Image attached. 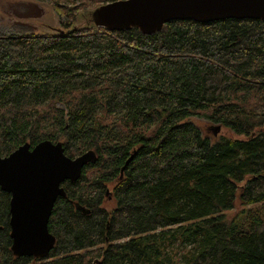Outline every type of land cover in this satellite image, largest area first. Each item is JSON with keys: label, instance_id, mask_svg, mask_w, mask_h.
<instances>
[{"label": "trees", "instance_id": "obj_1", "mask_svg": "<svg viewBox=\"0 0 264 264\" xmlns=\"http://www.w3.org/2000/svg\"><path fill=\"white\" fill-rule=\"evenodd\" d=\"M34 1L59 27L0 33V157L49 139L97 159L62 183L43 258L13 255L0 189V264H264V21L144 34L88 22L112 0Z\"/></svg>", "mask_w": 264, "mask_h": 264}, {"label": "water", "instance_id": "obj_2", "mask_svg": "<svg viewBox=\"0 0 264 264\" xmlns=\"http://www.w3.org/2000/svg\"><path fill=\"white\" fill-rule=\"evenodd\" d=\"M228 18L264 21V0H112L88 13V22L95 27L111 31L138 28L144 34L161 30L171 20L207 23ZM96 159L93 149L69 157L60 141L49 139L33 147L25 142L0 157V189L10 194L13 255H48L55 244L48 219L57 198L66 195L62 183L75 182L83 167Z\"/></svg>", "mask_w": 264, "mask_h": 264}, {"label": "rangeland", "instance_id": "obj_3", "mask_svg": "<svg viewBox=\"0 0 264 264\" xmlns=\"http://www.w3.org/2000/svg\"><path fill=\"white\" fill-rule=\"evenodd\" d=\"M83 21L79 19L78 23ZM59 27L58 17L52 7L34 0H0V33L55 31ZM192 122L204 135L215 139L216 124L205 118L195 117ZM225 134L227 130H223Z\"/></svg>", "mask_w": 264, "mask_h": 264}]
</instances>
